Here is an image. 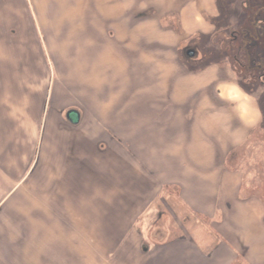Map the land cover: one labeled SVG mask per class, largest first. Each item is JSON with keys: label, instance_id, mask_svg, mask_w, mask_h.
<instances>
[{"label": "crops", "instance_id": "crops-1", "mask_svg": "<svg viewBox=\"0 0 264 264\" xmlns=\"http://www.w3.org/2000/svg\"><path fill=\"white\" fill-rule=\"evenodd\" d=\"M143 1L110 0L106 3L115 11L111 16L121 21L117 24L118 33L114 30L109 34L110 40H117L128 64L124 65L121 53L112 52L113 56L109 53L111 60L115 61L114 56L118 59L116 72L108 64L106 75L88 89L93 96L82 94V101L64 108L63 114L68 108L80 110L82 119L78 126L68 125L63 114L59 117L52 115L49 119L42 116L41 123L45 122L47 127L41 138L31 133L30 149L26 139L29 130L22 121L30 119L27 112L31 111L32 104L28 110L23 107L27 99H21L9 115L11 104L0 102V119L9 120L6 123L7 138L0 146V209L6 212L11 209L24 217L21 222L16 221V227L14 223L5 229L13 248L11 255L17 258L16 264H57V260L64 257L59 248L68 244L69 239L77 241L72 244L77 249L74 253L70 251L69 255L73 263L126 264L127 261L118 258L113 260V249H119L123 243L127 247L130 225L134 226L140 216L135 213L131 222L124 221L127 206L131 205L124 180L130 178L125 175L129 172L126 166L129 163L140 167L135 180L144 184L146 192L151 194L148 204L155 201L166 187L174 189L173 194L170 192L172 195L168 193L159 202L171 215L170 223L179 217L194 218V221L200 217L214 231L211 237L204 226L208 234H205L207 239L201 241L194 238L195 231L188 232L185 237L177 235L173 240L167 239V228L161 235L151 234L152 237L159 236L160 242L154 245L153 254L149 256L148 251L149 257L144 264H264V203L256 197H240L241 172L232 169L234 165L227 161L231 153L245 142L248 132L257 126L261 113L254 100L240 94L232 85L218 87L216 98L223 104L220 108L229 103L234 105V121L239 122L234 128L231 127V115L209 110V97L201 96L195 102V97L207 90L211 81L208 76L189 72L178 61L172 50L176 44L174 33L154 30L152 23L147 24L149 30H146L147 19L143 25L128 29L131 16L136 18L145 7ZM155 1L163 6V0ZM201 4L208 12L212 9V0H201ZM93 6L96 8L95 4ZM195 14L194 5L180 11L181 27L186 33L203 28L194 18ZM117 74H121L119 80L123 88L112 89L110 84ZM109 75L112 79L106 82ZM124 87L128 90L124 91ZM105 90L108 99L103 102ZM138 95L154 102L147 104L138 100L136 104ZM161 97L166 99L165 104L160 101ZM155 106H159V111L154 109ZM166 106H169L168 111ZM153 113L155 115L151 117ZM162 119L166 121L162 123ZM83 120L89 123L84 125ZM151 131L154 140L150 137ZM132 135L138 137L139 142L130 146ZM164 135L172 136L173 140L168 142L162 138ZM175 136H179L176 141ZM212 136L215 140H211ZM13 148L20 151V161V154H12ZM21 167L24 169L19 171ZM10 169H14L13 174ZM35 170H38L34 176L39 183L35 190L37 195L27 192L14 200L17 187L24 184V178L32 177ZM74 176L82 185L95 186L100 197L109 201L103 211L92 213L85 209L87 217L83 218L85 223L79 229L75 226L79 219L77 196L68 190L60 197L57 186ZM157 177L159 179L155 180ZM77 182H73L75 192ZM2 183L15 186L4 192ZM40 183H49L48 191H44ZM132 198V202L138 204L145 197ZM169 200L173 204L171 207L166 204ZM148 208L145 204L142 213ZM147 213L152 217V212ZM189 213L191 217L187 215ZM40 214L43 216L36 220ZM102 215H106L109 221ZM2 227L0 223V241L4 242ZM150 228L147 227L148 231ZM72 230L79 233L73 234ZM98 232L107 233L109 237L97 240ZM87 237L95 239L88 240ZM84 241L89 247L96 242L94 246L106 250L103 254H88L82 248ZM1 247L0 260L6 253ZM50 249L53 250L50 252Z\"/></svg>", "mask_w": 264, "mask_h": 264}, {"label": "rangeland", "instance_id": "rangeland-1", "mask_svg": "<svg viewBox=\"0 0 264 264\" xmlns=\"http://www.w3.org/2000/svg\"><path fill=\"white\" fill-rule=\"evenodd\" d=\"M137 1L138 0H135V2ZM230 1L233 0H216V8L226 14ZM238 1L239 0H235V2ZM107 2L110 3V0H0V102H9L11 104V110L10 113H8L9 115H12L15 111V107L13 106H15L21 99H27L23 107H27L28 110L32 104L31 111L27 112L30 113L28 115L30 119L22 121V123L27 124L26 129L29 130V133L26 136L28 148L31 149L29 144L31 133L32 135L36 134L37 137L40 136L41 138L43 129L47 127L46 124L44 126L45 122L41 123L42 116L43 119H49L52 115H57L59 117L63 114L62 111L65 107L76 105L75 102L77 103L81 100L82 94L85 97L93 96L88 89L98 83L97 81L106 75V67L108 64L111 65L112 68H114V72H116L117 67L115 65H119V62L116 56H114L115 61L111 60L110 54L112 52L119 53V55L121 53L120 57L121 60H123L124 65L126 66L128 64L122 49L119 48L117 44V40L113 42L110 40L111 35L109 34H112L114 30L118 33L119 25L117 24L121 21L116 17L111 16L115 11L112 10L109 5H106ZM93 4H95L96 8ZM211 8L213 10H209V15H213L214 17L209 18V23L212 26V30L207 24L200 20L198 14H195L194 18L198 20L200 25L204 26V29H199L203 32H200V34L188 35L185 40L186 42L180 45V48L185 45H193L194 48L196 47L200 53L198 61L187 63L188 61L181 52L178 53V56L181 58V64L187 67L189 72L195 73L196 76H208L211 81L209 88L200 92L195 97V102L199 100V98L201 99V96L209 97L210 101H207L211 106L209 110L226 112L231 115V127L234 128L233 126H235V124L236 126L238 125V120L234 121V105L229 103V105L220 108L223 104H220V101H217L216 98L218 87L229 85L225 81H221L218 77L221 69L224 71V73L220 75L221 77H223V74H225L226 77L231 76L227 70L229 69V67H227L229 64L228 60L220 50L221 47L223 48L221 41L215 38L217 35L220 37V31H215L213 24L215 20H217L218 25L223 28V26H226L229 21V15H227L228 20L226 21L218 16L217 9L215 11L214 7L211 6ZM135 14L132 13V15ZM140 18L141 17L138 15L136 18H132L131 16V21L127 25L128 29L143 25L145 20H140ZM158 18V15L154 14L153 17L149 18L151 20L147 19L146 30H149L147 27L148 23H152L154 30H162L164 32H173V29H181L180 23H178L174 17L167 19V21L162 24L158 23ZM194 32L195 31L192 33ZM216 32L218 34H216ZM181 39L182 37H177V42ZM172 50H175V47ZM105 54H108V56H103ZM221 65L227 69L222 68ZM218 67L220 70H218ZM131 69L134 72V69ZM147 75H150V73H147ZM120 77L121 74L115 75L114 81L110 84L113 85L112 89L123 88L122 81L119 80ZM111 79V75H109L106 78V82ZM235 79L237 83L243 81L241 77H236ZM148 83L149 81H147V84ZM242 83L247 84L246 82ZM245 86L250 87L252 85L247 84ZM249 89L252 90V92H247V95L255 101L256 107L258 106L263 116L261 123L262 129L254 130L245 145L236 149V153L234 154L235 160L233 161L234 166L232 169L236 168V170L238 169L241 172L243 182L240 185V195L248 198L260 197L259 199L264 203V89L262 87ZM125 90L128 89L124 87V91ZM242 95L244 94L242 93ZM106 99H108V95L105 90L103 102H105ZM161 99L160 101L162 104L167 102L163 97H161ZM136 100V104L139 103L138 100L145 101L147 104L154 102L143 96H139V99L136 98ZM23 102L20 103L22 104ZM168 107L169 106H166V111L169 110ZM154 109L159 111V106H155ZM154 115L155 114L153 113L151 117ZM157 120L159 121L160 119ZM8 121L9 120L0 119V146L7 138L8 133L6 131V123ZM12 121L15 122V120ZM165 121L166 120L162 119L161 122L164 123ZM83 123L86 125L89 121L83 120ZM135 130L136 129H134V131ZM150 137L154 140V133L152 131ZM162 138H166L168 142L173 140L172 136L169 135H164ZM178 138L179 136H175V141L178 140ZM144 139H147V137H144ZM211 140H215V137L212 136ZM137 142H139L138 137L132 135L129 142L130 146L135 145ZM103 143L107 144L105 139H103ZM152 143L153 142L149 144ZM23 145L26 146V144ZM145 153L148 152L145 151ZM12 154L14 156L18 155L20 154V151L17 148H13ZM21 157L22 155L20 154L18 161H20ZM18 164L20 165L21 163L18 162ZM126 166H128L129 172L125 173V175L130 178H124V180L128 187V195L131 205L127 206V213L124 215V221L131 222L135 213H140V216L135 220L136 223L134 226L130 225L127 247H125L123 243L119 249H113V260L118 258L119 261H127L126 264H144L147 262V258L153 254L154 245L159 244L160 242L159 236L152 237L151 235H148L151 233L150 231L148 233L147 229L151 214L148 215L147 212L156 213L155 208H159L160 211L163 210L162 204L159 202H161L165 195L168 193L171 194L170 192L173 194L175 191H173L174 189L171 186L166 187L163 189V192L157 196L155 201L148 204L151 194L146 192L144 184L138 183L135 180V175L140 173V167L131 163ZM22 169L24 168L21 167L18 170L22 171ZM10 170L13 174L14 169ZM37 171L38 170H35L32 177L29 179L24 178L26 181L21 187L20 185L17 187L18 190L14 196V200L19 199V197L27 192L37 195L35 190L37 189L36 185L39 183H36L34 180ZM154 179H159V177ZM74 181L77 182L75 176L74 178H66V181L58 183L57 186L61 194V196L59 194L60 197H62L63 193L65 195L68 190L72 195L74 194L77 196L79 219L76 220L78 224H75V226L79 229L85 223L83 218L87 217L85 209H88V212L92 213H96L97 210L103 211L108 206L109 201L105 197H100L99 193L95 190V186L92 185H84V183L82 185V183L77 182L78 188L75 192V184L73 185ZM40 185L44 186V191H48L49 183H40ZM14 186L15 184L2 183L1 188L3 189L2 191L9 192ZM134 196H143L145 198L142 202L137 204L136 202H132L134 200L132 197ZM153 203L155 205L152 209L151 206ZM145 204H147L149 208L142 213L141 208ZM166 204L168 207L173 205L170 200L167 201ZM115 205H118L117 201L115 202ZM8 206L10 207V204H8L7 207ZM152 215H154V217H152L154 220L155 214ZM187 215H189V217L192 216L191 213ZM42 216V214L38 215L36 220L40 219ZM102 216L106 219V215ZM21 220H24V217L18 216L14 210L11 211V209H9L6 212V210L0 209V223L3 226L1 236L4 241H0V247L2 246L1 248L3 249L1 251L6 252L4 253L5 255H3V253L1 254L3 255L0 260L1 264H16L15 260L17 258H14L11 255L13 248H11L9 242L8 231H5V229L11 228L14 223L16 227V221L21 222ZM88 221L93 222L90 219ZM196 221L204 225L198 224ZM206 223L207 221L202 220L200 217L195 218V221L194 218L192 220V218L190 219L186 216L179 217L177 221L173 220V222L170 223L171 225L169 224L170 226L167 227V236H169L167 239L170 238V240H173V237H176L177 235L185 237L189 234L188 232L195 231L196 234L194 238L199 241L206 240L207 238L205 234L210 232L212 237V233H214L210 224ZM204 226L208 228V232L205 231ZM159 229L160 233L162 227ZM77 232L78 231H73V234H77ZM96 234L97 240L109 237L107 233L98 232ZM214 237H216V235H214ZM87 239H95V237H87ZM73 242L77 243L75 239H69L68 244L65 246L62 244L60 246L59 250L61 256L64 257L58 259L57 264H60V262H62L61 264H96L94 261L92 263H73V259L69 256L70 251L74 253L77 249L76 246L72 245ZM95 244L97 243L95 242L92 247H89L88 243L84 241V247H82L83 251L88 254L89 252H92L93 254L94 252H100L103 254L106 248L102 250L97 247L98 245L94 246ZM143 244H145V249H143ZM52 250L53 249H50V252ZM148 251L149 256H147ZM102 256L103 255H100V257Z\"/></svg>", "mask_w": 264, "mask_h": 264}, {"label": "flooded vegetation", "instance_id": "flooded-vegetation-1", "mask_svg": "<svg viewBox=\"0 0 264 264\" xmlns=\"http://www.w3.org/2000/svg\"><path fill=\"white\" fill-rule=\"evenodd\" d=\"M143 2L145 6L144 9L136 14L141 17L140 20L149 19L153 17L154 14H156L159 17L157 21L160 24L166 22L167 19L172 17L176 18L177 22L180 23L181 9L189 5H194L195 11L199 15L200 20L207 24L212 30V26L209 23V18L214 16L209 15L210 13L208 10L203 8L201 0H163V6H159V3L155 0H144ZM216 4V0H212L211 6L214 7L215 11L217 9ZM217 12L218 16L224 20L227 21L229 19L226 26H223V28L218 25L217 20H215L213 25L215 27V31H220V37L217 35L215 38L221 41L223 48L221 47L220 50L228 60L229 64L227 67H229V69L223 67L224 64L221 66L224 69L226 68L229 75L231 76L226 77V75L223 74V77H221L220 75L224 73V71L221 69L220 75H218V77L221 79V81H225L229 85L234 86L240 94L243 93L245 96L250 97L247 95L248 93L252 92V90L249 88L256 89L262 87L264 89V0H239L238 2L233 0L230 1L226 14H224L219 9H217ZM227 15H229L228 19ZM170 26L172 27L171 24ZM202 29H204V26ZM172 31V33H174L176 36L174 51L176 52L178 61H181V58L178 56L179 52H181V54L188 61L187 63L198 61L200 53L196 47L195 48L197 50L193 45H185L182 48H180V45L186 42L185 40L188 35L200 34V32L203 31L198 29L194 33L190 34L186 33L182 27L180 30L173 29ZM216 34L218 33L216 32ZM177 37H182V39L177 42ZM218 70H220L219 67ZM236 77H241L243 80L242 82H246L248 85L252 86L246 87L245 85L247 84L245 83H237L235 79ZM262 120L263 116L261 114L259 123L252 130H248L249 132L247 134V139L241 146L245 145L254 130L262 129ZM155 210L156 213L152 212L155 214L154 220L152 219L154 215H152L150 221L148 222V226L151 227V230H149L151 233L148 235H161L164 233V229L171 225V215L169 212L167 213L164 208L161 211L159 208H155ZM161 227L162 230L159 233V228ZM144 245L145 244H143V249H145Z\"/></svg>", "mask_w": 264, "mask_h": 264}, {"label": "water", "instance_id": "water-1", "mask_svg": "<svg viewBox=\"0 0 264 264\" xmlns=\"http://www.w3.org/2000/svg\"><path fill=\"white\" fill-rule=\"evenodd\" d=\"M63 115L65 122L73 127L78 126L82 119V114L77 108H68L64 111Z\"/></svg>", "mask_w": 264, "mask_h": 264}, {"label": "trees", "instance_id": "trees-1", "mask_svg": "<svg viewBox=\"0 0 264 264\" xmlns=\"http://www.w3.org/2000/svg\"><path fill=\"white\" fill-rule=\"evenodd\" d=\"M233 158H234V154H231V157H230V159L228 160V163L231 164V165L233 164V161L235 160V158H234V159H233ZM240 197H241L242 199H249L248 197H245V196H242V195H241ZM259 198H260V197H259Z\"/></svg>", "mask_w": 264, "mask_h": 264}]
</instances>
